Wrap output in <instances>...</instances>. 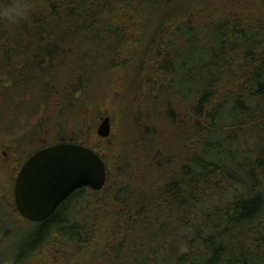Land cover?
I'll return each mask as SVG.
<instances>
[{
  "label": "trees",
  "instance_id": "trees-1",
  "mask_svg": "<svg viewBox=\"0 0 264 264\" xmlns=\"http://www.w3.org/2000/svg\"><path fill=\"white\" fill-rule=\"evenodd\" d=\"M16 1L0 0V97L25 95L32 110L45 103L65 127L73 110L82 121L84 105L91 104L95 112L94 101L113 79L129 85L122 86L124 102L116 106L120 116L155 70L166 73L153 84L165 85L157 98L175 93L168 105L185 102L188 109L183 130L166 133L172 145L169 139L158 145L170 152L155 163L136 154L139 146L145 150L137 141L126 160L117 137L97 141L95 148L110 168L124 164L132 175L117 182L124 171L111 170L114 187L105 185L97 196L101 228L90 232L115 238L110 253L66 244L63 252L76 254L74 264H132L138 254L137 264L150 255V264H157L163 248L171 257L167 264H264V0H255L252 8L245 0H228L226 8L227 0H25L24 15L10 20L3 12ZM155 1L167 9L150 23L144 7ZM158 36L172 43L165 58L141 47L142 40L158 41ZM127 42L136 44L131 57L123 52ZM192 60L197 62L191 66ZM99 84L106 91L96 96ZM192 112L198 117L193 132L188 128ZM145 140L150 152L153 143ZM134 163L143 166L130 169ZM6 170L0 167V186L9 187ZM65 205L22 235L14 261L25 262L26 253L31 264H46L62 252L57 247L64 238H87V228L63 223Z\"/></svg>",
  "mask_w": 264,
  "mask_h": 264
},
{
  "label": "flooded vegetation",
  "instance_id": "flooded-vegetation-1",
  "mask_svg": "<svg viewBox=\"0 0 264 264\" xmlns=\"http://www.w3.org/2000/svg\"><path fill=\"white\" fill-rule=\"evenodd\" d=\"M144 50V49H143ZM143 64V63H142ZM147 64V62H146ZM140 68L143 69L141 66ZM156 68V67H154ZM137 71L140 72L137 64ZM151 75H148L146 77L145 84L142 85V90L140 92L136 93V100L137 105H140V100L142 99H148L156 101L157 100V93L156 91L162 87H165L164 84H160L159 86L154 88V82L157 81L160 77H165V72H158V71H151ZM167 81V80H166ZM152 95V97L150 96ZM176 94L174 93L172 96L171 94L168 95V98L174 99ZM29 101V99H28ZM45 103L42 104L40 109H38V116H35L33 119L28 118L27 116H24L23 119L16 120L15 116H11L10 120L11 122L8 123V133H10V136L7 133V137L5 140L6 142L0 143V167H6L8 172L9 179V187H8V202L7 204H4L3 210L12 213L14 218H19L18 220L22 224H35L39 223L41 221H32L24 216H22L19 213V210L15 204V178L18 173V170L20 169L21 165L24 163V161L34 152L41 148L48 147L53 144L57 143H72V144H79L86 146L93 151H95L102 159L104 166H105V181L103 186L100 189H92L89 186H84L77 188L73 190L69 195H67L63 200H61L54 210L60 206L62 203H66L64 207L65 212V222L73 225V227H85L87 228V238H81L78 237L79 235L74 238L69 237L64 238L63 241L59 244L57 247L58 250H61L62 252H58L52 255V259L46 260V264H74V257L76 254L67 253L66 251L63 252L64 245H71L72 247H75L76 250L81 247V245L86 246V251L88 252H94L97 248H103L104 252H106V255L110 253L111 245L115 242V238L109 237L106 234H95L94 231L90 232V228H95L94 230H97L101 228V218L102 216V207L99 205H96L97 203V196L99 195L101 191L104 192V187L107 184V181L110 177H112L111 174V168L108 165V162H105L102 158L101 153L99 150L95 148V145L97 144V141L100 142L102 140L110 141L112 139V136L115 137L114 133H112L113 128V121L109 114L100 115L98 118L97 125L95 124L93 126H85L87 120H81L79 115L73 114V116L69 117L67 120V124L64 127L63 122L61 120V116L59 117V114L57 112H54L53 110L48 111ZM0 107L6 110H10L12 112H15V108L13 105H6V104H0ZM168 107V106H166ZM152 108V109H151ZM83 116L88 117L90 113L94 114V106L91 104H88V106L84 105L83 108ZM136 111H140L141 113H145V115L148 117L147 120L140 121V123L143 124L144 128H147V125L151 122L154 123L153 129L155 132H152L151 135L148 137L150 138L148 142H151L156 145L164 144L163 141H161V138H163L166 133H169L170 131L166 129V127L162 128L161 126H157L155 121H153V118L155 117L156 120L159 119V116L162 117V113L170 114V108L168 107L164 109L163 108H157V105H155V102L153 105H148L147 108L143 109L139 106L136 108ZM159 115V116H157ZM109 116V134L107 136H101L97 133V127L101 120L105 117ZM116 117H121V115H117ZM146 119V118H145ZM28 121L29 126H25L23 121ZM22 123L21 131L17 134V128L16 123L17 122ZM71 121V124L68 125V122ZM166 121V120H165ZM186 124L188 120H185ZM162 121H159L158 123H161ZM84 123V125H83ZM40 125V127H38ZM63 127L65 129H63ZM24 144L26 146H24ZM9 166V167H8ZM11 168V169H9ZM12 174V176H11ZM82 188H85L83 191ZM82 192V193H81ZM2 207V206H0ZM53 210V211H54ZM4 211V212H5ZM52 211V212H53ZM51 212V213H52ZM50 213V214H51ZM44 220V219H43ZM87 222V223H85ZM9 223V222H8ZM85 223V224H84ZM11 226H16L17 231V246H19L20 240L23 239L22 235L24 233H21L20 227L14 223H11ZM1 228V226H0ZM29 228L27 229L26 233H28ZM25 233V234H26ZM91 233V235H90ZM6 234H8V228L6 231ZM83 241V242H80ZM118 242V240H117ZM18 249L17 247L15 250ZM19 250V249H18ZM17 250L14 254H12V258L9 260L15 259L17 257ZM3 254V253H2ZM1 255V253H0ZM4 255V254H3ZM24 257H26V261L24 264H31L30 258H28V254L24 253ZM91 264V263H88Z\"/></svg>",
  "mask_w": 264,
  "mask_h": 264
},
{
  "label": "rangeland",
  "instance_id": "rangeland-1",
  "mask_svg": "<svg viewBox=\"0 0 264 264\" xmlns=\"http://www.w3.org/2000/svg\"><path fill=\"white\" fill-rule=\"evenodd\" d=\"M21 1L22 2H20V0H17L16 5L14 4V6H12L10 9L3 12L4 16L8 17L11 20V19L18 18V17L24 15L23 10L26 9L27 4L25 3V0H21ZM187 1H191V0H187ZM210 1H213V0H207L208 3ZM216 1L217 2L218 1L224 2V0H216ZM234 1L236 2V0H234ZM245 1H246V6L248 8L255 5V3H256L255 0H245ZM172 3H173V0L170 2V4H172ZM183 4H184V2H183ZM193 4L194 3H191L190 7H192ZM217 5L222 6L219 4H217ZM228 5H229V3L227 0L224 2L223 6H224V8H226ZM206 8L208 10H211V8L207 5H206ZM166 9H167V5H165L163 2H160V1H155L154 4L145 6L144 7V10L146 12L145 15H148L146 20L149 21L150 23L155 22L156 20H158L164 16L165 13H163V12H165ZM216 10H217V7L214 6L212 8V12H217ZM144 28L150 29V26L147 25V27H144ZM210 34L212 37L214 36V39L216 38L215 33H210ZM136 36H137L136 34L133 35L131 37V39H135ZM149 37H151V36H149ZM136 39L139 40L138 38H136ZM158 39H160V40L157 41V38H153V39H151V38L147 39L146 38V39H144V42L142 40L143 44H141V47L144 48V50H147L146 52L149 53L150 55L152 53H154L155 51H158V54L162 55L165 58V57H167L168 50H173L172 43H170L169 37H166V39L163 40V38L158 36ZM214 39H212L213 43L215 42ZM127 43H128L127 48H125L123 50V52L125 53V55L129 54L127 57H131L132 54H134V52H132L133 49L131 47L134 48L136 46V44L132 43V42H127ZM207 51L208 50H205L204 52H207ZM138 58L136 60L135 59L134 60L136 62H138ZM193 62H197V61L192 60V62H190L191 66L194 65ZM119 71L121 74L125 73V71L123 72V70L122 71L121 70H115V72H112V73H117ZM131 72L136 73V71H134V70H131ZM135 78L136 77H134V79ZM126 81H128V80H126ZM107 86H108V90H107V92H104V90L106 91V86H104L103 84L98 85V89H97L98 93L96 94V96H98L100 91H103L104 94L101 95L96 101H94L95 106H97V107L95 108L94 114L90 113V115L88 117H86L87 122H86L85 126H87V127L89 126V128H90V126H93L94 124L96 126L97 122H98V118L100 115L109 114L112 118V121H113L112 133H114V135H115V137L112 136V138L117 137V139H115V140L122 142V154H123L122 157L124 160H126L127 157L129 159L132 157L133 148L135 145L134 141H137L139 145L143 144V146L145 147V150H143L139 146V149H137L136 154H139L140 157L146 156L148 158H151V162H153V163H155L158 160V158H156V157H159L160 155L163 156L164 154L167 155L170 152L169 149L166 148L167 145L165 147H159L158 145H155V144H153V145L149 144V146L152 145V146H150L152 150L150 152L147 150L149 148L146 147L147 142L145 139H146V137H149L152 132H155L153 129V126H152V125H154V123L150 121V123L147 126L149 132H148V134H146L145 130H144V126L142 123H140V121H142V119L147 120L148 117L145 115L144 112L141 113L140 111H136V108L139 106L144 111V109L147 108L149 104L153 105L154 102H155V105H157V108H163L165 106L172 107L171 110H173V111H171L170 114L162 113V115H161L162 117L157 115V116H159V119L156 120L154 117L153 121H155L157 126H161L162 128L166 127V129L170 130L171 134L174 135L173 132H175L174 130H176V127L181 131L183 130V127H182L183 126L182 125L183 124V120H182L183 111L188 110L187 108L184 109L183 105H185V102L179 103V102L175 101L174 103L172 102L171 105H168L169 101H171V99L168 98L169 93L166 92L165 95L162 96V100L158 99V98L156 101H153V100L148 101V99H142V100H140V105H137L136 96H134V97H131V99L132 98L133 99L132 100L130 99L131 102H129L128 107L127 106L125 107V111H122V113H120L121 117H116V114H115L117 112L116 106L120 102H122V103L124 102L122 100V98H123L122 96H124L122 86L126 87V89H127L129 87V85L125 82V80H124V83H122L121 80L116 81L113 79L110 81L109 84H107ZM96 87H97V85H96ZM135 88H136V86L134 85L133 89H135ZM95 90H96V88H95ZM141 90H138L137 92H140ZM35 91L31 90V91H29V93L30 92L35 93ZM26 93H28V92H26ZM24 96L25 95H22V96H20V98L14 96V97H11V99H9V98L7 99L5 97H3V98L0 97V104H6L8 106L13 105L14 108L16 109L15 112H12L10 110H6V109H3L0 107V143L6 142L5 140H7L6 137H7V133H8V123L11 122V120H10L11 116H13V117L15 116L16 120H19L20 118L23 119L24 116H27L26 119H28V118L33 119L35 116H38V111L36 109H33V110L31 109V105L29 104L30 102H28V98L24 97ZM150 96L152 97L151 94H150ZM77 103H79V102H77ZM72 112H73V114H75L76 111L73 110ZM70 114H72V113H70ZM68 118L69 117H67L65 120V125L67 124ZM197 118L198 117H196L195 114L192 112L191 122H190L191 125L189 124V126H188V128L191 127L192 132L194 131L193 130V124L195 123ZM177 120H179V123L177 122ZM159 121H162V122L158 123ZM23 123L25 124L26 127L30 125V124L28 125V123H29L28 121H23ZM188 123H187V125H188ZM198 123H200V122H198ZM70 124H71V121L68 122V125H70ZM16 127H19V128H17V134H18L19 131H21L22 123L20 121L17 122ZM38 127H40V125H38ZM143 130H144V134L141 132ZM8 135L10 136V133H8ZM221 136H222V134L218 135L219 138H221ZM167 139H169L168 141H169V144L171 146L172 145V139L170 138V136H167V135L164 136L163 138H161V141L166 143ZM119 145H121V144H119V142H118V146L113 150L112 156H114L117 153ZM161 145H163V144L161 143ZM233 145L236 149L238 148L237 144L234 143ZM24 146H26V145L24 144ZM108 153L109 152L106 151V155H108ZM123 166H124V164H122L121 168H119L118 165L115 163V165L111 168V170L114 173L119 172V170L124 171V173L122 175L117 176V182H118V178H121V179L124 178L126 180L129 178L130 175H132V174L128 175L129 173H127V172H128L129 168H124ZM141 166H143V165H141L140 163H134L133 166L130 167V169H133V167L134 168L138 167L139 169H141ZM152 166H155V165H152ZM153 169H155V167ZM151 171H153V170H151ZM111 179L112 178H109V180H108V182H110V184L109 183L106 184L107 189L114 187V186L110 187V185L111 184L113 185V183L115 182V181H113L114 179H112V180ZM0 199H2L5 203L8 202V187L0 186ZM0 206H2V207H0V226H1V228H0V253H1L0 264H24V262L22 263L21 261L19 262L18 260L17 261L16 260L15 261L9 260L7 258L6 253H4L5 255H3L2 252L8 251L11 254H14L16 252L15 248L17 247V241H18L16 235H17L18 230L16 229V226H11V223L18 225L19 227L22 226V227H20V231H21V233H24V234L26 233L28 228L29 229L31 228L32 224L26 223L24 225L18 220L19 218L18 219L14 218L12 213H9V212L3 210L4 204H2L1 201H0ZM127 225L128 224L126 222V226ZM7 228H8V234H6ZM125 228H127V227H125ZM178 236L182 237V234L179 232ZM23 242H24V238L22 240H20L19 246H20V244L22 245ZM150 243H151V240H150ZM176 243H177L178 248H179L181 245V239ZM140 248L144 249V246L141 245ZM167 252L168 251L165 250L164 248L162 249V251L161 250L159 251V254H158L159 261L157 264H167L169 262L171 257L168 256L169 252L168 253ZM136 253H138V252L136 251ZM140 254L142 255V251L140 252ZM145 255H148V254H145ZM134 256L135 257L133 259V262H131V263L132 264L139 263V261H140L139 254H138V258H136L137 255H134ZM150 257H151V255L149 256L148 259L145 258L144 261H141L140 264H146V263L150 264L151 262H153ZM137 259H138V262H137Z\"/></svg>",
  "mask_w": 264,
  "mask_h": 264
},
{
  "label": "water",
  "instance_id": "water-1",
  "mask_svg": "<svg viewBox=\"0 0 264 264\" xmlns=\"http://www.w3.org/2000/svg\"><path fill=\"white\" fill-rule=\"evenodd\" d=\"M109 126L105 116L97 133L107 136ZM104 181L105 166L95 151L79 144H53L37 150L21 165L15 178V204L22 216L41 221L73 190L100 189Z\"/></svg>",
  "mask_w": 264,
  "mask_h": 264
}]
</instances>
